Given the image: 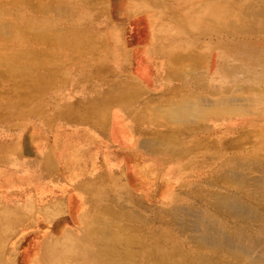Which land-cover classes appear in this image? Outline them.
Wrapping results in <instances>:
<instances>
[{
  "label": "bare ground",
  "instance_id": "1",
  "mask_svg": "<svg viewBox=\"0 0 264 264\" xmlns=\"http://www.w3.org/2000/svg\"><path fill=\"white\" fill-rule=\"evenodd\" d=\"M20 1L32 14L17 23ZM78 1L87 8L100 2ZM205 2L211 9L202 10L201 25L198 9L197 14L188 7L174 12L184 26H193L185 31L196 40L206 32L211 35L214 56L202 51L203 43L200 48L196 43L175 49V58L187 60L190 68L174 71L171 76L181 83L168 87L173 95L166 107L168 158L161 163L165 171L159 177L163 184L168 182V193L162 192L155 206L141 202L140 209L108 208L103 223L94 226L89 236L93 248L80 264H264V0ZM3 5L7 10L0 9V79L12 81L13 91L17 78V84L30 78L37 86L48 71V31L57 15L68 17L74 10L65 9L59 0H0ZM96 8V22L104 25L108 20L102 17V22ZM53 35L55 40L57 34ZM23 42L28 48L19 54L17 47ZM101 49L108 68L104 37ZM49 73L44 76L50 81ZM101 84L100 91L105 86L115 89L108 76ZM14 97L3 98L5 111L24 102ZM102 100L86 97L72 102Z\"/></svg>",
  "mask_w": 264,
  "mask_h": 264
},
{
  "label": "crops",
  "instance_id": "2",
  "mask_svg": "<svg viewBox=\"0 0 264 264\" xmlns=\"http://www.w3.org/2000/svg\"><path fill=\"white\" fill-rule=\"evenodd\" d=\"M155 1L111 0L103 37L115 89H103L100 104L70 102L7 139L18 144L0 166V264H80L108 208L155 206L168 193L159 179L168 158V82L188 65L175 49L214 47L208 32L196 40L185 31L193 26L174 16L203 0Z\"/></svg>",
  "mask_w": 264,
  "mask_h": 264
},
{
  "label": "rangeland",
  "instance_id": "3",
  "mask_svg": "<svg viewBox=\"0 0 264 264\" xmlns=\"http://www.w3.org/2000/svg\"><path fill=\"white\" fill-rule=\"evenodd\" d=\"M103 1L104 3H102ZM100 2H96V3L92 2V5L87 8L86 6H83L82 3L78 0H59V5L64 6L65 9L72 7L74 11L73 14L69 15L68 17H66L64 14L57 15L55 17V22H54L55 26L50 29L51 31H48L51 40L50 38L48 39V45H49L48 55H47L48 64L46 63L48 71L46 70V72L40 76V80L41 82L43 81V83H41L39 80V84L36 86L37 83H35L32 79L27 78L28 82L26 81V79H24L23 80L24 82L23 81L18 82V83H22L20 85L17 84L18 81L17 78L15 80L16 82L14 83L15 87L13 91V87H11L13 86L12 81H10L9 79L8 80L0 79V166H4L6 152H9L10 154L12 147H13V152H15L16 150V145L18 144L17 141L13 140L11 144V141L7 140L8 138H11L12 135L13 136L21 135V133L28 130L29 126H34V125L36 126L37 123L44 124L45 122L51 121L53 117L54 109L57 108V112H59L60 110L62 112L63 111L66 112V110L68 109L67 108L68 105L70 104V102L72 103V101L75 98L81 100L86 97L101 98L100 96L101 94L100 89L102 88L100 87V85H102L101 79L103 78L106 79V77L108 76L107 75L108 68L101 59L102 57H104L103 56L104 54H102V49H101L103 43L102 32H103V26L106 25L107 22L105 21L104 25L99 24L98 23L99 20H97L96 22L95 16L93 14L95 13L94 8H96V6L98 5L95 10H98V12L101 14V16H99V19L101 20L102 17H105V19L108 20L111 12V0H106V3L105 0H100ZM198 4L200 5L198 8L200 12L197 10L199 13L197 11L195 13L196 14L198 13L200 15L198 16V23L201 25L202 24L201 17L203 16L202 10L204 9V7L205 10H207L208 8L211 9V4L205 1H199ZM2 8L7 10V7L5 5L0 6V9L3 11L4 9ZM20 9H22V11H20V13L17 15V19H16L17 23L22 22L23 18H25L27 15L29 16L30 14H32V12L27 11L23 6H21V1H20ZM23 10L25 11L23 12ZM105 13H107L108 16ZM211 13H213L212 10ZM103 19L104 18H102V22ZM8 20L11 21L10 16ZM203 20L205 23H207L204 18ZM85 21L88 22L89 26L88 25L85 26ZM80 25L81 26L83 25L82 30ZM78 26L80 27L79 29L76 28ZM86 27H89L90 31L88 30V28L86 29ZM79 30L80 32L76 33V31ZM87 30L89 31V34L86 33ZM53 33L57 34L55 35L56 37L55 40L52 39L54 38ZM81 33L84 36V37L82 36L83 38L79 37V34L80 36L82 35ZM76 34H78L77 37ZM92 36L93 37L95 36V38L92 39L91 38ZM85 37L88 39H86ZM77 38H80V40L82 39V41L78 42L79 39L76 40ZM83 39L84 40L86 39L87 41L85 40L86 41L85 42ZM66 41L70 43L72 42L74 43L76 42V43L75 44L72 43L71 46V44H68ZM65 43L67 44L64 46L63 44ZM7 45L8 48H10L11 42L10 43L7 42ZM69 45L70 47H68ZM207 45L212 47V44L210 43H207ZM17 48L19 54H21L20 52L26 50L28 47L26 42H23ZM205 50L208 51L209 54H212L213 52V50L209 48ZM74 57L75 58L77 57V59H74ZM237 62L239 63L240 60H238ZM57 63H59L60 65ZM182 67L186 69V68H190V65L188 64ZM102 68H104V70H101ZM57 69L58 71H56ZM49 70H51V73H53V78L50 81L46 80L47 77H45L46 75L48 76L50 75ZM60 73L64 74V76ZM60 75L62 76V78H60ZM56 77H58V79H56ZM64 77H66V79ZM28 83L29 85L32 84L33 86L27 85ZM180 83L181 82H177V81H169L168 87H172L173 85ZM104 89H106V86L104 87ZM14 96L20 99L23 98L24 102L22 104H20L19 102L18 106H16L15 108L10 107V109H7L5 111L4 110L5 101L3 98L8 97V99L10 100L12 97L15 98ZM28 96L30 97V99H26V97ZM1 180L2 179L0 178V181ZM82 263H84V261Z\"/></svg>",
  "mask_w": 264,
  "mask_h": 264
}]
</instances>
